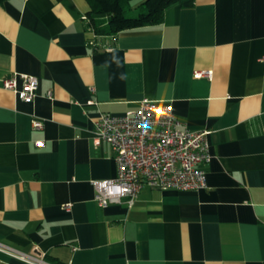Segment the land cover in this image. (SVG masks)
I'll return each mask as SVG.
<instances>
[{
  "label": "crops",
  "instance_id": "obj_1",
  "mask_svg": "<svg viewBox=\"0 0 264 264\" xmlns=\"http://www.w3.org/2000/svg\"><path fill=\"white\" fill-rule=\"evenodd\" d=\"M88 11L0 2V79L39 80L32 100L0 82V243L53 264H264V0L172 4L161 22L96 38ZM145 98L209 131L207 187L144 186L131 208H100L91 181L116 164L93 122ZM0 264L25 263L0 251Z\"/></svg>",
  "mask_w": 264,
  "mask_h": 264
},
{
  "label": "built area",
  "instance_id": "obj_2",
  "mask_svg": "<svg viewBox=\"0 0 264 264\" xmlns=\"http://www.w3.org/2000/svg\"><path fill=\"white\" fill-rule=\"evenodd\" d=\"M90 43L95 45L93 40ZM210 74L196 72L195 76ZM0 82L21 100H32L39 85L38 78L28 74L20 75V84L16 75ZM32 125L39 128L42 121L33 118ZM93 133L95 144L104 141L111 146L116 164L114 177L91 181L93 200L100 208L121 202L131 208L144 186L180 191L207 187L202 165L211 160L209 131L185 127L167 103L145 98L136 109L120 115L101 112L93 122ZM34 144L42 147L44 141ZM0 251L25 264H53L43 255H28L1 243Z\"/></svg>",
  "mask_w": 264,
  "mask_h": 264
},
{
  "label": "trees",
  "instance_id": "obj_3",
  "mask_svg": "<svg viewBox=\"0 0 264 264\" xmlns=\"http://www.w3.org/2000/svg\"><path fill=\"white\" fill-rule=\"evenodd\" d=\"M4 0H0L2 2ZM131 0H86V18L96 36H113L127 29L162 21L164 10L172 4L190 6L194 0H144L136 7Z\"/></svg>",
  "mask_w": 264,
  "mask_h": 264
},
{
  "label": "rangeland",
  "instance_id": "obj_4",
  "mask_svg": "<svg viewBox=\"0 0 264 264\" xmlns=\"http://www.w3.org/2000/svg\"><path fill=\"white\" fill-rule=\"evenodd\" d=\"M144 0H131L129 1L128 4L126 5H129L130 7H136L138 6L141 2H143Z\"/></svg>",
  "mask_w": 264,
  "mask_h": 264
}]
</instances>
